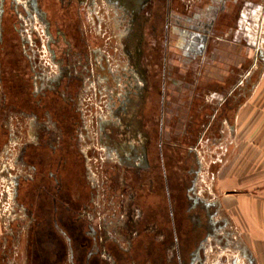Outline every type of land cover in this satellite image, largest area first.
<instances>
[{
    "label": "flooded vegetation",
    "instance_id": "flooded-vegetation-1",
    "mask_svg": "<svg viewBox=\"0 0 264 264\" xmlns=\"http://www.w3.org/2000/svg\"><path fill=\"white\" fill-rule=\"evenodd\" d=\"M95 1L5 0L6 8L2 0L0 6L14 35L9 36L13 41L10 53L16 55L19 46L14 39L20 40L30 71L25 72L22 82L17 78L21 72H9L8 85L1 93V107L22 116L31 137L19 150L25 175L14 178L13 185V198L23 210L21 216L28 218L27 264H64L65 260L69 264H188L207 235L201 226L199 203L208 221L213 212L210 214L208 204L191 196V175L196 171L187 163L192 148L181 149L174 143L179 133L185 135V102L173 108L176 96L170 88L173 81L185 88V75L171 78L169 46L174 31L171 26H185L194 15H185V8L176 9L180 0H101L99 11ZM111 7L122 12L121 16L116 13L114 22L108 21ZM127 10L133 18L126 31ZM178 35L185 60V31ZM128 39L132 50L127 56ZM33 44L48 51L55 67L53 85L38 91L33 88L34 70L25 51ZM198 51L193 47V55ZM127 58L135 61L128 69L133 72L128 81ZM82 91L88 100V91L95 99L118 95L123 114L129 91L141 97L133 121L139 126L136 135L139 138L142 134L144 143L134 138L126 150L123 138L120 145H113L121 175L127 169L134 179L125 181L126 190L132 192L120 194L122 230L114 232L117 238L98 232L87 219L95 186L93 179L88 180L86 164L93 159L88 157L91 151L83 152L78 144L84 123ZM88 104H84L86 108ZM8 135V128L0 122V138L7 140ZM105 138L110 142L108 136ZM102 162L106 164L105 159ZM129 199L132 202L126 204ZM129 205L134 217L128 214Z\"/></svg>",
    "mask_w": 264,
    "mask_h": 264
},
{
    "label": "crops",
    "instance_id": "crops-1",
    "mask_svg": "<svg viewBox=\"0 0 264 264\" xmlns=\"http://www.w3.org/2000/svg\"><path fill=\"white\" fill-rule=\"evenodd\" d=\"M3 3L7 8V2ZM263 7L264 0L189 1L185 15L194 16L185 26H171L174 31L169 46L171 78L185 75V88L179 81L171 84L176 96L172 106L177 109L185 102L188 110L183 114V124L203 123L206 127L201 139L214 124L218 136L208 139L210 143L202 151L197 149V163L205 164V173L211 177L206 192L217 213L227 218L248 264H264V36L258 41L263 52L256 60L252 29ZM10 25L6 11L0 13L2 90L8 85L9 72H21L17 76L21 82L25 72H30L20 40L14 39L19 46L16 55L10 53L13 41L9 36H14ZM180 30L185 31V60L178 38ZM193 47L199 50L196 55ZM188 77L195 83L191 84ZM0 99L1 106V95ZM191 108L197 109V116L190 113ZM206 156L211 159L204 163ZM14 221L0 214V264L28 262L25 246L20 249L14 244Z\"/></svg>",
    "mask_w": 264,
    "mask_h": 264
},
{
    "label": "rangeland",
    "instance_id": "rangeland-1",
    "mask_svg": "<svg viewBox=\"0 0 264 264\" xmlns=\"http://www.w3.org/2000/svg\"><path fill=\"white\" fill-rule=\"evenodd\" d=\"M189 1L192 0H180L179 7L176 6V9L178 11L183 10L186 5H189ZM94 6L96 11L101 10V0H96ZM116 13H120L121 16L122 12L114 7L109 8L110 17L108 18V21L114 22L117 18ZM125 17V30L127 31L128 28L131 27L133 13L127 10L125 12ZM21 31L25 32L24 29ZM263 36L264 26L262 27V34L260 35L259 40H261ZM129 40L130 39L126 40L127 56L128 53H131L129 50H132L129 48ZM25 51L30 58L31 68L34 70V78L32 79L34 83V91L40 90L41 87L52 86L55 67L52 60H50V55L47 53L48 51L43 52L42 47L36 44L30 46L27 45ZM134 62V60H129L127 58L126 69L128 70L130 66L134 65ZM256 68H261L258 63ZM126 74V81H128L129 77L133 75V72H129L128 70ZM43 78L44 81H41ZM188 80L189 82L191 81V84L195 83L193 82L194 79L191 77H188ZM140 81L144 86V80L142 79ZM128 87L129 85L127 82V90H129ZM84 92L85 91H82L80 94L81 103H83L82 105L80 104V107L84 123L83 128L79 131L80 134L78 144L83 152H86L89 149L91 151L88 157L93 159H88L86 164L90 173L88 180L90 181L93 179V186H95L93 203L88 210L87 219L89 223L98 228V232L99 230L100 232L105 231L106 237L112 236L117 238L114 232L119 234L121 229L119 225L121 211L120 206L122 205V201H120V199H122L120 198V194L123 191H126L127 193L130 191L132 192V189L129 191L126 190L128 185H126L125 181L130 180L129 182H133L134 179L131 177V174H129L130 172L127 169L125 170L126 172L124 171V174L121 175L117 154L115 152L116 147L113 145H120L123 138L125 141L123 145H127L126 150H128V143L131 144L134 138L138 139L140 144L144 143V136L141 134L138 138L136 135L137 128L139 126L133 121L134 112L136 107L141 102V97L140 95L134 96L136 94L132 91H127L128 93L126 94V99H128V103L125 107V113L123 114L121 112L122 109L120 105L117 103L116 96L118 97V95L114 96L115 98H109L108 100L105 96L100 97L99 95L97 99H95V97L91 98L90 92L88 91V100V97L85 96ZM1 93L2 89L0 86V95ZM107 95L110 96L112 93H108ZM86 103H90L87 105V108L84 105ZM194 105L196 106L197 104L195 103ZM187 110L188 109H185V113H187ZM190 113H194L196 116L198 115L196 108H191ZM121 115L124 117L123 120H121ZM119 121H121V123H119ZM0 122H2L9 130V138L7 140L3 137L0 138V214L8 215L15 219L13 224L14 244L16 247L19 244V248L24 249L26 242L25 227L28 222V218L21 216L23 210L18 207L13 198V185L14 178L25 175V166L19 159V150L21 145L31 137H29V134L26 132V120L22 116H17L13 112L4 109L1 106ZM178 127L181 129L182 125L179 124ZM205 127L206 126H204L203 123L199 124L194 121V123L185 125V135L183 137L181 136V133H179L178 139L175 138L174 140V143H177L181 149L185 148L186 150L188 147L194 148L191 150L192 156L188 159L187 163L192 164L196 171L191 175L190 185H193L191 196L197 197L199 202L208 203L207 206H209L208 209L210 214L213 212L212 215L208 216V221L206 215L204 216L201 203H199L197 207V209L201 212V216H199V218L200 222H202L201 226L204 225L203 228L207 235L201 241L199 248L192 254L191 260L188 264H248L239 249L236 239L233 237L232 229L228 224L227 218L217 213L215 205L205 189V185L209 184L211 177L205 173V164L199 165L197 163V149L202 151L205 147H207V145H209L207 144L210 143V140L208 142V139H211L212 141L213 138H217L218 136L216 135L217 132H214L215 129L209 127L206 131L207 137H202L201 139ZM118 134H120V136H118ZM123 135L125 136L122 137ZM107 136L109 137L108 140H110V142L106 141L107 138L105 137ZM83 140H86L87 142ZM139 150L140 149H137V153L134 154L135 157H138ZM107 153L109 154L108 157L106 156ZM141 153L142 149L140 151V154ZM123 154L124 153H121V156ZM104 159L106 161V164H104L105 166L102 165V161ZM210 159V157L206 156L203 162L205 163V161L207 162ZM107 163L109 164L108 168H106ZM146 175H148V172L143 174L144 177ZM131 202L132 199H129L126 201V204H130ZM129 208L128 214L134 217L135 211H133L130 205ZM128 211L126 208V212ZM194 220L196 219H192V222L196 225L197 223ZM21 256L22 257H19L23 259L22 254ZM64 264L69 263L65 260Z\"/></svg>",
    "mask_w": 264,
    "mask_h": 264
},
{
    "label": "built area",
    "instance_id": "built-area-1",
    "mask_svg": "<svg viewBox=\"0 0 264 264\" xmlns=\"http://www.w3.org/2000/svg\"><path fill=\"white\" fill-rule=\"evenodd\" d=\"M263 26H264V7L261 10V14H260L259 19H256L254 26L252 27L254 35L256 36V44H257L255 47V52L257 50L263 52V48L261 47L260 43L258 45V41H260L259 40L260 35L262 34V27ZM255 59L257 60L256 56H255Z\"/></svg>",
    "mask_w": 264,
    "mask_h": 264
},
{
    "label": "water",
    "instance_id": "water-1",
    "mask_svg": "<svg viewBox=\"0 0 264 264\" xmlns=\"http://www.w3.org/2000/svg\"><path fill=\"white\" fill-rule=\"evenodd\" d=\"M261 54H262V52H261V51H258V52L256 53V57H257V58L261 57Z\"/></svg>",
    "mask_w": 264,
    "mask_h": 264
},
{
    "label": "bare ground",
    "instance_id": "bare-ground-1",
    "mask_svg": "<svg viewBox=\"0 0 264 264\" xmlns=\"http://www.w3.org/2000/svg\"><path fill=\"white\" fill-rule=\"evenodd\" d=\"M254 65V64H253ZM218 263V262H217Z\"/></svg>",
    "mask_w": 264,
    "mask_h": 264
}]
</instances>
